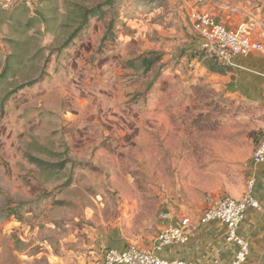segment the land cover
<instances>
[{
	"label": "rangeland",
	"instance_id": "rangeland-1",
	"mask_svg": "<svg viewBox=\"0 0 264 264\" xmlns=\"http://www.w3.org/2000/svg\"><path fill=\"white\" fill-rule=\"evenodd\" d=\"M103 1L0 0V264H102L246 190L263 111L200 49L187 4L112 0L63 46L72 7ZM221 1L264 20V0ZM36 10L48 22L25 31Z\"/></svg>",
	"mask_w": 264,
	"mask_h": 264
},
{
	"label": "built area",
	"instance_id": "built-area-1",
	"mask_svg": "<svg viewBox=\"0 0 264 264\" xmlns=\"http://www.w3.org/2000/svg\"><path fill=\"white\" fill-rule=\"evenodd\" d=\"M183 1L189 7V18L198 35L200 49L220 66L229 68L237 57H246L253 52L264 54V42L252 38L249 25L228 28L202 9L207 0ZM261 163H264V131L257 136L250 157L252 167ZM255 187L256 177L251 174L241 198L222 195L197 218L199 224L217 222L223 227L225 241L235 246L231 264H244L249 255L248 243L238 232L246 209L264 211V206L255 197ZM194 225L192 219L183 217L177 223L166 225L149 247L129 244L123 249L107 250L102 264H190L181 259L163 258L159 253L165 246L187 243L188 229Z\"/></svg>",
	"mask_w": 264,
	"mask_h": 264
},
{
	"label": "crops",
	"instance_id": "crops-1",
	"mask_svg": "<svg viewBox=\"0 0 264 264\" xmlns=\"http://www.w3.org/2000/svg\"><path fill=\"white\" fill-rule=\"evenodd\" d=\"M213 6L218 9L213 10ZM224 7V9H221ZM202 9L212 14L215 19L228 28L240 25H249L251 36L255 40L264 42V20L258 14L237 3L222 2L221 0H207ZM223 10V11H220ZM229 75L232 77L229 86L232 94L238 95L249 105L262 108L264 115V54L253 52L246 57H237L232 65ZM264 117V116H263ZM258 129L264 131V118L260 121ZM256 177L255 197L264 206V163L250 167L249 176ZM244 183L240 187L227 189L229 196L241 198ZM195 209H181L172 216L173 223L181 218L188 217L195 225L188 229L189 240L181 245L165 246L159 255L166 259H181L190 264H231L235 254V246L224 239V230L217 222L199 224ZM239 234L249 246V255L244 264H264V211L247 208L245 217L238 229Z\"/></svg>",
	"mask_w": 264,
	"mask_h": 264
},
{
	"label": "trees",
	"instance_id": "trees-1",
	"mask_svg": "<svg viewBox=\"0 0 264 264\" xmlns=\"http://www.w3.org/2000/svg\"><path fill=\"white\" fill-rule=\"evenodd\" d=\"M111 5H112V0H106L103 2L96 3V4H92L90 6H84L81 4H77L74 7H72L67 18H68V21L71 22L72 25L74 24L77 26L74 28V30H72L69 33V35L63 42V46H66L67 43L70 40H72L84 26L88 25V23L90 22L92 18L100 16L105 11L104 10L105 6L110 7ZM47 19L48 18L41 11L36 10L34 15L29 16L27 18L26 22L23 24V28L25 31H27L30 28H32L36 23H41V24L47 23L48 22ZM110 34H111V31L110 29H108L104 38L106 39L108 35ZM15 58H17V56ZM155 61H156V58H149V57L142 56V55L137 58L138 66L142 67L145 70H148ZM9 68L10 66L6 64L4 67V70L0 73V78H2L5 75L6 70ZM221 68H225V67L221 66ZM210 70L212 72L223 73V70L213 68V67L210 68Z\"/></svg>",
	"mask_w": 264,
	"mask_h": 264
}]
</instances>
